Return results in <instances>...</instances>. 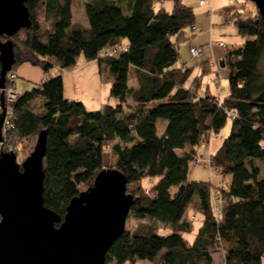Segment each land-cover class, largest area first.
<instances>
[{
	"label": "trees",
	"instance_id": "trees-1",
	"mask_svg": "<svg viewBox=\"0 0 264 264\" xmlns=\"http://www.w3.org/2000/svg\"><path fill=\"white\" fill-rule=\"evenodd\" d=\"M165 1L172 2L171 9L162 5ZM72 2L28 0L32 26L11 37L17 59L11 72L31 62L45 77L20 93L5 138L21 156L19 143L47 129L45 205L64 218L70 200L107 168L105 147L113 143L117 161L109 168L126 175L127 192L135 197L129 215L139 224L113 243L107 264H213L218 250L224 251L225 264H264V174L252 163H264L259 9L236 17L245 40L225 51L229 93L220 100L199 95L197 86L184 88L192 69L175 67L180 43L195 24L194 10L183 0H85L86 26L73 22ZM40 14L50 29L42 28ZM118 44L126 50L102 56ZM82 57L109 68L116 104L89 111L82 101L65 96L64 74ZM131 68L137 86L129 85ZM15 81L8 76L6 86L15 88ZM37 100L39 112L33 108ZM160 121L166 122L162 132ZM229 121L230 133L212 153L211 164L222 177L231 176L230 182L213 188L210 181L191 179L204 135L219 134ZM147 178L155 179L149 187Z\"/></svg>",
	"mask_w": 264,
	"mask_h": 264
},
{
	"label": "water",
	"instance_id": "water-1",
	"mask_svg": "<svg viewBox=\"0 0 264 264\" xmlns=\"http://www.w3.org/2000/svg\"><path fill=\"white\" fill-rule=\"evenodd\" d=\"M27 1L0 0L1 88L17 60L11 37L32 26ZM250 1L264 19V0ZM0 101L1 139L7 113L4 92ZM46 151L43 128L23 162L13 150L0 152V264H107L106 254L125 232L135 203L126 175L115 168L101 170L89 188L70 200L61 218L45 205Z\"/></svg>",
	"mask_w": 264,
	"mask_h": 264
},
{
	"label": "rangeland",
	"instance_id": "rangeland-1",
	"mask_svg": "<svg viewBox=\"0 0 264 264\" xmlns=\"http://www.w3.org/2000/svg\"><path fill=\"white\" fill-rule=\"evenodd\" d=\"M251 5V10L253 12L257 11L256 5L248 0ZM85 0H73L72 2V14H73V22L81 25H88L87 16L84 8ZM253 14L250 13L246 17H250ZM39 21L43 29L47 30L51 28V22L46 20L43 14L39 15ZM198 30V29H197ZM24 33L20 34V38H24ZM22 48V47H21ZM22 49H25L24 47ZM180 61V60H179ZM85 62L84 58L80 60V66L77 67V70L72 72L71 74H67L66 79V95L73 96L75 100L82 101L87 110L95 111L102 109L107 103L116 104L118 102L117 98L111 97L112 85L111 80L108 77H111L110 72L105 69H100L99 63L97 61L90 62L87 64H83ZM86 63V62H85ZM78 64V65H79ZM82 65V66H81ZM178 66V63L175 65ZM79 71L82 72L79 73ZM260 71L264 78V54L262 56L260 62ZM16 74L18 78L15 81V88L18 92L22 93L27 89L35 86V84L40 83L45 75L44 71L40 66L33 65L31 62H24L16 66ZM81 74V75H80ZM101 74L103 77H101ZM85 75V76H84ZM76 81L81 82L80 87L75 88ZM72 82V83H71ZM6 87V86H5ZM228 79H223L222 84V94L228 92ZM212 93L218 95L219 92L215 91L212 88ZM7 112H12L14 103H7ZM33 108L35 111H41V101L37 100L33 104ZM2 112V111H1ZM165 121H160L158 123L159 132L162 131ZM231 122L227 123L225 128L219 133L216 134L212 131L206 133L201 140L199 147L195 152V159L191 165L190 169V177L193 180H202V181H210L212 183V187H221L227 186V184L231 180V176H227L226 178L220 175L218 169L213 168L211 164V155L216 149L221 145L224 138H226L230 133ZM4 129V126H3ZM6 129H4V132ZM3 136V132H2ZM38 139V137H37ZM36 138H32L31 140L22 141L20 148L22 149L21 156H18V161L23 162L34 150L36 142ZM11 147H13V143H8ZM17 144V143H16ZM18 145V146H19ZM113 143H108L105 147V156H104V164L107 168L112 167L116 164L117 157L116 153L112 149ZM254 165H257L261 168V176L264 174V163L257 159V161L252 160ZM146 186L149 187L151 184V178L146 179ZM84 190L86 187H82ZM191 214V212L189 211ZM144 221H149L146 219ZM139 224V221L134 219L132 216H128L126 229L133 230ZM156 224L160 227L162 232L167 231V227L161 223L156 222ZM221 252L217 254L219 257ZM216 256V257H217ZM137 264H147V263H137Z\"/></svg>",
	"mask_w": 264,
	"mask_h": 264
},
{
	"label": "crops",
	"instance_id": "crops-1",
	"mask_svg": "<svg viewBox=\"0 0 264 264\" xmlns=\"http://www.w3.org/2000/svg\"><path fill=\"white\" fill-rule=\"evenodd\" d=\"M183 2L193 8L195 13V25L198 30H193L192 28L187 29V38L180 43L179 59L177 61L178 66L175 67L192 69L191 76L184 84V88L193 90L197 86L199 95H204L206 93L215 95L212 93V88H214L215 91L219 92V94L215 96H218V98L222 100L229 93L228 88V92L222 94L223 79H228L229 69L226 64L224 66L222 65L225 63L223 59L226 49L219 47L216 41L223 40L229 47L242 44L245 39L239 35L235 23L230 24L227 22V19L232 16L246 17L250 13L255 15L256 11L253 12L251 10V5L248 3V0H206L204 4H201V0H183ZM162 5L166 6L168 9L172 8L171 1H165ZM194 47L200 50L198 56H193L191 53V48ZM94 61L97 60H85L86 63L84 62L83 64ZM79 66L80 64L77 67ZM77 67L64 74V92L66 97L65 77L67 74H71L77 70ZM210 67L211 69L209 70ZM104 69L110 72L108 67ZM80 72L82 71H79V73ZM82 74L84 73L82 72ZM101 77H103L102 74ZM108 79L113 83L112 75L108 77ZM80 85L81 82L76 81L75 88L80 87ZM129 85H138L134 68H131L129 73ZM67 98L74 99L73 96H68ZM154 181L155 179L151 178V183ZM220 252L221 255L218 257L217 254ZM213 259V264H225L224 251H215L213 253Z\"/></svg>",
	"mask_w": 264,
	"mask_h": 264
},
{
	"label": "built area",
	"instance_id": "built-area-1",
	"mask_svg": "<svg viewBox=\"0 0 264 264\" xmlns=\"http://www.w3.org/2000/svg\"><path fill=\"white\" fill-rule=\"evenodd\" d=\"M205 1L206 0H201V4H204ZM236 19L237 18L235 16H232V17H229L227 19V22L232 24V23H235ZM191 28L193 30H197V26L195 24H192ZM216 44L219 47H222V48H225V49L229 48V45L223 40L216 41ZM123 50H126V47L122 46L120 44L115 45V46H110V47H107L105 49V51L103 52L102 56H105V55L113 56V55H116V54H118L119 52H121ZM191 53H192L193 56H198L200 54V50L198 48L194 47V48H191ZM8 76H9V78L12 81H15L18 78L17 74L15 72H11V71L8 73L7 77ZM3 92L5 94L6 105H7L8 102L15 103L18 100L19 96H20V92H18L13 87H7V86L5 88H1L0 87V96H1V94ZM0 110H1V101H0ZM12 116H13L12 112L9 111V112L6 113V117H5V121H4V125H3L4 129L7 130L8 128L13 127L12 122H11ZM4 129H3V136L0 139V152L13 150V148L8 144L9 142H7V139L5 138ZM214 205H215V207L218 208V206H219L218 198L214 199Z\"/></svg>",
	"mask_w": 264,
	"mask_h": 264
}]
</instances>
